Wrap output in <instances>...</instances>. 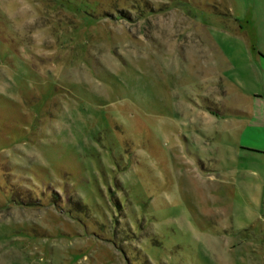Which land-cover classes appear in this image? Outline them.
I'll return each mask as SVG.
<instances>
[{
    "label": "rangeland",
    "instance_id": "1",
    "mask_svg": "<svg viewBox=\"0 0 264 264\" xmlns=\"http://www.w3.org/2000/svg\"><path fill=\"white\" fill-rule=\"evenodd\" d=\"M259 55L264 0H0V264H264Z\"/></svg>",
    "mask_w": 264,
    "mask_h": 264
},
{
    "label": "crops",
    "instance_id": "2",
    "mask_svg": "<svg viewBox=\"0 0 264 264\" xmlns=\"http://www.w3.org/2000/svg\"><path fill=\"white\" fill-rule=\"evenodd\" d=\"M260 57H261V59L264 61V56H262V55H259ZM256 96H259V97H262L260 94H255Z\"/></svg>",
    "mask_w": 264,
    "mask_h": 264
}]
</instances>
